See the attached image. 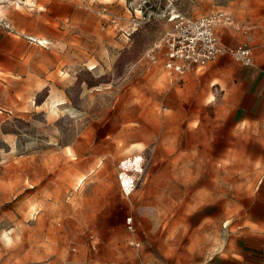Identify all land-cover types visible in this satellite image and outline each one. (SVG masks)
<instances>
[{
  "label": "rangeland",
  "instance_id": "obj_1",
  "mask_svg": "<svg viewBox=\"0 0 264 264\" xmlns=\"http://www.w3.org/2000/svg\"><path fill=\"white\" fill-rule=\"evenodd\" d=\"M219 11L228 43L264 37V0H0V264H264L257 128L214 63L181 77L158 47Z\"/></svg>",
  "mask_w": 264,
  "mask_h": 264
},
{
  "label": "built area",
  "instance_id": "obj_2",
  "mask_svg": "<svg viewBox=\"0 0 264 264\" xmlns=\"http://www.w3.org/2000/svg\"><path fill=\"white\" fill-rule=\"evenodd\" d=\"M169 22L172 28L163 34L158 47L162 51L165 69L175 75L182 77L190 71H200L221 56H230L245 67L254 64L251 47L240 45L232 48L222 44L218 28L237 26L234 19L224 11L200 18L176 14L169 17ZM130 167V162L124 164L119 175L121 191L127 197L137 189V176L130 172ZM126 225L131 234L129 245L141 248L142 242L136 237L132 217L127 219Z\"/></svg>",
  "mask_w": 264,
  "mask_h": 264
},
{
  "label": "crops",
  "instance_id": "obj_3",
  "mask_svg": "<svg viewBox=\"0 0 264 264\" xmlns=\"http://www.w3.org/2000/svg\"><path fill=\"white\" fill-rule=\"evenodd\" d=\"M221 28L228 27H220V29ZM220 29L218 28V32ZM219 35L222 44L226 47L236 48L240 45H246L228 43L224 40L220 32ZM249 47L253 49L254 55V64L250 67L239 64L230 56H221L215 62L210 63L206 68L200 71L193 70L189 73L194 71L202 72L214 63L208 74V81L212 82L218 80V83L212 86H218L220 91L224 93V97L234 108L235 115L239 118L241 124L248 125L252 129L257 128V131H253L252 133L256 135L255 139L262 142L261 144L264 146V37L255 39L253 44ZM144 263H146V261L142 262V264ZM213 264L263 263L235 255L222 256Z\"/></svg>",
  "mask_w": 264,
  "mask_h": 264
}]
</instances>
